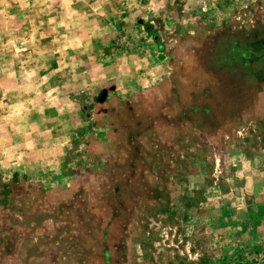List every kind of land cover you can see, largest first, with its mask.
Returning <instances> with one entry per match:
<instances>
[{"label": "rangeland", "instance_id": "obj_1", "mask_svg": "<svg viewBox=\"0 0 264 264\" xmlns=\"http://www.w3.org/2000/svg\"><path fill=\"white\" fill-rule=\"evenodd\" d=\"M0 264H264V0H0Z\"/></svg>", "mask_w": 264, "mask_h": 264}]
</instances>
